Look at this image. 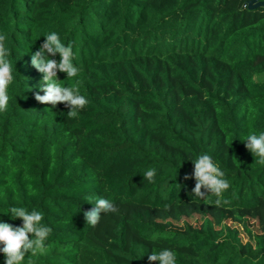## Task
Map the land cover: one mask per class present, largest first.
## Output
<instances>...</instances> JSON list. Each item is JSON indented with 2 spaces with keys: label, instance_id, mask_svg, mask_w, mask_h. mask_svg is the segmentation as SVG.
Returning <instances> with one entry per match:
<instances>
[{
  "label": "trees",
  "instance_id": "trees-1",
  "mask_svg": "<svg viewBox=\"0 0 264 264\" xmlns=\"http://www.w3.org/2000/svg\"><path fill=\"white\" fill-rule=\"evenodd\" d=\"M248 1L0 0L13 69L0 111V222L23 226L10 213L23 207L52 229L46 251L20 264H160L148 256L163 249L175 264H264V234L244 242L210 219L180 232L134 214L203 206L264 223V162L244 140L264 132V7ZM51 32L80 69L57 73L88 101L73 117L35 99L44 74L31 55ZM201 154L225 173L219 196L192 193ZM98 198L118 211L93 227L84 212Z\"/></svg>",
  "mask_w": 264,
  "mask_h": 264
},
{
  "label": "clouds",
  "instance_id": "clouds-1",
  "mask_svg": "<svg viewBox=\"0 0 264 264\" xmlns=\"http://www.w3.org/2000/svg\"><path fill=\"white\" fill-rule=\"evenodd\" d=\"M45 38L39 50L31 55V65L44 74L40 85V91L44 94L40 95L37 92L35 99L41 104H50L53 107L63 103L70 109L67 112L68 116L73 117L78 110L84 108L88 101L84 96L76 94L78 89L75 85L62 87L57 78L58 71L66 73L67 78L76 77L80 71L72 63L74 55L72 45L65 46L56 32L47 34ZM5 40L6 36L0 34V111H4L8 106L7 89L13 79V69L8 60L10 50L5 47ZM57 53L61 57L59 61L50 59V55L54 56ZM244 140L247 141L245 147L252 155L260 157L259 162H264V132L259 135L249 133ZM192 162L196 180L195 187L192 189L194 195L203 197L207 192H211L219 196L230 187L227 180L223 178L225 173L213 162L210 155L201 154ZM155 176L156 169L154 168H150L144 173V179L149 183L154 182ZM202 188L206 192H202ZM117 211V207L111 200L98 198L94 207L84 212V217L88 225L95 227L99 223L102 213ZM10 213L12 219L21 218L23 226L14 227L7 222H0V244H3L0 252H3L5 256V264H20L29 250L32 255L43 254L46 251V239L52 231L50 227L41 224L43 214L35 210L29 213L23 207H12ZM29 234H34V238L29 239ZM152 239H155V236ZM148 260L150 262L159 261L160 264H175V253L170 249H163L159 253L153 252L148 256Z\"/></svg>",
  "mask_w": 264,
  "mask_h": 264
},
{
  "label": "rangeland",
  "instance_id": "rangeland-1",
  "mask_svg": "<svg viewBox=\"0 0 264 264\" xmlns=\"http://www.w3.org/2000/svg\"><path fill=\"white\" fill-rule=\"evenodd\" d=\"M134 214L139 219L153 220L160 226L180 232L198 230L202 227L205 219H210L216 226L228 224L237 228L244 242H253L254 235L264 234V223H262L259 214L253 211H217L198 206L174 210L169 213L137 211Z\"/></svg>",
  "mask_w": 264,
  "mask_h": 264
},
{
  "label": "water",
  "instance_id": "water-1",
  "mask_svg": "<svg viewBox=\"0 0 264 264\" xmlns=\"http://www.w3.org/2000/svg\"><path fill=\"white\" fill-rule=\"evenodd\" d=\"M258 7H264V1L259 2L258 0H250L248 1V8L249 9H256Z\"/></svg>",
  "mask_w": 264,
  "mask_h": 264
}]
</instances>
